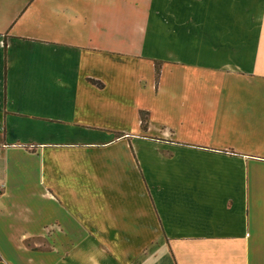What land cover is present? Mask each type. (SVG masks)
<instances>
[{
  "label": "crops",
  "instance_id": "1",
  "mask_svg": "<svg viewBox=\"0 0 264 264\" xmlns=\"http://www.w3.org/2000/svg\"><path fill=\"white\" fill-rule=\"evenodd\" d=\"M0 264H264V0H0Z\"/></svg>",
  "mask_w": 264,
  "mask_h": 264
},
{
  "label": "rangeland",
  "instance_id": "2",
  "mask_svg": "<svg viewBox=\"0 0 264 264\" xmlns=\"http://www.w3.org/2000/svg\"><path fill=\"white\" fill-rule=\"evenodd\" d=\"M166 66H169V64H167ZM172 66H174V65H172ZM175 67V66H174ZM175 70H176V75H177V77L182 81V82H186L185 80H187L188 79V81L190 80V77L192 78V77H197V81H201L200 80V78H201V75H198V74H193V75H191V74H188L187 73V69H185V68H183V67H178L177 69H176V67H175ZM166 72V71H165ZM203 78L204 79H206V76H203ZM188 83V82H187Z\"/></svg>",
  "mask_w": 264,
  "mask_h": 264
},
{
  "label": "trees",
  "instance_id": "3",
  "mask_svg": "<svg viewBox=\"0 0 264 264\" xmlns=\"http://www.w3.org/2000/svg\"><path fill=\"white\" fill-rule=\"evenodd\" d=\"M141 120H142V126L146 127L147 126V122H148V114L147 112H141L140 114Z\"/></svg>",
  "mask_w": 264,
  "mask_h": 264
}]
</instances>
